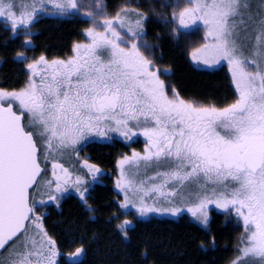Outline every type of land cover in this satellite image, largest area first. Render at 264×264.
Masks as SVG:
<instances>
[{
  "label": "snow or ice",
  "instance_id": "6c2138e0",
  "mask_svg": "<svg viewBox=\"0 0 264 264\" xmlns=\"http://www.w3.org/2000/svg\"><path fill=\"white\" fill-rule=\"evenodd\" d=\"M169 6L171 19L161 18L174 39L203 30L191 59L226 64L231 100L185 96L166 79L170 69L160 68L145 38L149 17L136 8L110 15L104 0H0V22L24 36L26 50L50 8L61 17L82 14L90 25L62 57L17 52L23 82L0 87V264H60L41 209L75 194L93 218L89 193L101 170L81 162L82 146L138 136L143 151L116 160L119 208L141 218L187 213L209 230L218 210L242 229L229 264H264V0L255 10L250 0ZM72 158L77 163L66 166ZM132 224L116 225L124 239ZM85 251L81 240L65 264H79Z\"/></svg>",
  "mask_w": 264,
  "mask_h": 264
},
{
  "label": "trees",
  "instance_id": "16d2710c",
  "mask_svg": "<svg viewBox=\"0 0 264 264\" xmlns=\"http://www.w3.org/2000/svg\"><path fill=\"white\" fill-rule=\"evenodd\" d=\"M105 1L111 15L127 3L143 7V0ZM154 2L159 5V0ZM147 16L146 39L155 45L159 66L170 69L165 78L185 96L206 97L218 103L231 100L234 89L227 71L211 72L194 67L183 45L175 41L168 27L150 13ZM86 27H89L86 20L39 15L32 27L31 45L26 50L24 36H13L0 22V87L11 89L23 82L24 63L14 60L17 52H25L28 57L41 53L62 57L69 53L73 42L83 39L82 32ZM116 153L112 148H99L92 151V157L110 167ZM93 193L90 199L96 209L93 218H89V213L81 205L70 202L62 214L52 213L45 221L49 233L59 240L63 248L73 249L83 240L86 255L82 264H229L236 257V241L242 229L234 220L227 223L222 213L212 212L210 230L186 214L178 219L151 216L141 220L135 212L126 213L119 206L115 207L112 200L116 195L110 187L97 188ZM124 219L134 223L128 228L130 239H124L116 228ZM213 237L215 244L209 247ZM201 242H204V247H201ZM145 248L147 252L142 255Z\"/></svg>",
  "mask_w": 264,
  "mask_h": 264
},
{
  "label": "flooded vegetation",
  "instance_id": "af4514ba",
  "mask_svg": "<svg viewBox=\"0 0 264 264\" xmlns=\"http://www.w3.org/2000/svg\"><path fill=\"white\" fill-rule=\"evenodd\" d=\"M105 3H106V6H107V2L106 1H105ZM126 5H129V3H127ZM134 6H137L139 8L138 5H134ZM107 11H108L109 14H111L109 9H108V6H107ZM141 12H143V11H141ZM46 17H54V18L57 17V18H66V19L68 18V19L86 20V18L83 17V15L75 16V17H61L59 15H48ZM168 74L169 73H167V75ZM143 147H144V137H142V136L134 137L133 141L130 142V143L129 142H124L123 140L115 138L111 142H108V141H94V142L87 143V144L82 146V151L80 152V160H81V162H82L83 159L87 158V159H89L90 163L96 164L101 170L100 173L98 174V177H97L96 181H94L92 183V185H91V190H90V193H89V203L90 204H91L90 199L92 198V195L94 194L93 192L95 191V189H97V188H106L108 186V187L111 188L112 193H114L116 195V198H114L112 200V203L115 205L116 208H118V206H119L118 202H119L120 199H122V195L118 193V191L115 189V186H114L115 185V180H116L117 175H118V171H117V168H116V160L120 157V155L122 153H126V154L130 155L132 150H136L138 152H142L143 151ZM99 148L100 149L112 148V151H113V149L117 151V153H116V155L114 157V160L112 162V165L110 167H106V166L102 165L99 160L96 161V160L93 159L92 151H94V149H99ZM88 150H91V153ZM66 163H67L66 166L72 167V165L76 164L77 162H76L75 158H72V160L70 159L69 162L67 161ZM78 166L79 165H77V167ZM70 202H75L78 205H81L83 207V205L78 200V198L75 196V194H66L64 199L61 201L60 207L57 208L55 205H49L47 208H42L41 212L46 214V220H48V218H50L52 213L53 214H58V215L62 214V212L64 210V207ZM84 210L87 211V209H85V208H84ZM123 211L126 212V213L135 212V210L131 209V208H129L128 210H123ZM137 217H138V219H141V220H146V219L150 218V217L141 218L138 215H137ZM132 226H134V223L131 225V227ZM45 227H46V223H45ZM47 231L49 232V229H47ZM53 238L57 240L58 245H59V251L61 253V257H60V264H61L62 262H65L67 260L68 254L70 252H74L75 247L79 246V244L75 245L73 247V249H71V248H63V246L61 245L59 240L56 237H54V236H53ZM85 255H86V251H85V253L82 256H80L78 258L79 264H82V262L84 261Z\"/></svg>",
  "mask_w": 264,
  "mask_h": 264
},
{
  "label": "rangeland",
  "instance_id": "374dc122",
  "mask_svg": "<svg viewBox=\"0 0 264 264\" xmlns=\"http://www.w3.org/2000/svg\"><path fill=\"white\" fill-rule=\"evenodd\" d=\"M29 2H30V0H29ZM82 2L87 4L89 2H94V0H82ZM184 2H185V0H179L181 8L184 6ZM250 2L254 6L253 10H255V7L260 5L261 0H250ZM104 3H105V1H104ZM141 3L143 5V7L139 6V8H138V7L134 6L133 3H129L128 6L131 7V8H136L140 12L144 10L143 13L146 12L147 15H148V13H150V15L154 16L155 18H158L159 20H161L163 22V20L161 18L162 16H165V17L171 19V16H172V13H173V7L172 6H169V7L165 8V7H163V5L165 3H167L169 5H173V4L176 3V0H159V5L158 6L155 5L154 0H143ZM105 5H106V3H105ZM158 14H160V15H158ZM40 15L48 16V15H57V14H55L54 11L50 8L47 12L41 13ZM165 26H167L169 31H170V27L168 25H165ZM202 38H203V30L201 28L200 30H193L192 32H190L187 35H181L179 37V39H175V41H177L178 43L181 42V44L183 45V49H184V52H185L186 56L188 57L190 62L194 65V67L200 68L202 70L211 71V72L217 71V70H220V69H225L227 71V73H228L226 64L224 62H221V64H218V65H216L213 68H208V67H205L203 65L197 64L196 62H194L191 59L190 52H191L192 47L197 46L202 41ZM149 43H151V42H149ZM151 44H153V43H151ZM154 51H155V49H154ZM155 54H156V58L158 59V54H157L156 51H155ZM160 68L163 70V68L161 66H160ZM184 83L186 84V82H184ZM187 84L189 85L190 83L188 82ZM192 84H193V91H194V89H195L194 88V81H192ZM190 89H192V85L190 86ZM116 138L122 140L120 137H116ZM67 161L69 162V160L65 161L66 165H67V163H66ZM213 211L217 212V213H220L218 210H215V209H213L212 212ZM212 212H211V214H212ZM183 214L189 215L187 213H183ZM183 214H181V215H183ZM151 216L165 217V218H170V219H178L180 217V216L159 215V214H149V216H147V217H151ZM147 217H143V218H147ZM189 217L191 218L190 215H189ZM193 221L196 222L195 220H193ZM197 224H199V223H197Z\"/></svg>",
  "mask_w": 264,
  "mask_h": 264
}]
</instances>
